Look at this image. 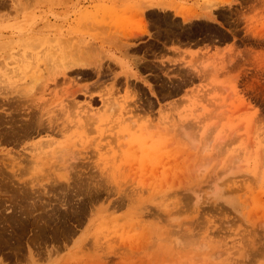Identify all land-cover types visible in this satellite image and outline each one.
I'll use <instances>...</instances> for the list:
<instances>
[{"label": "rangeland", "instance_id": "374dc122", "mask_svg": "<svg viewBox=\"0 0 264 264\" xmlns=\"http://www.w3.org/2000/svg\"><path fill=\"white\" fill-rule=\"evenodd\" d=\"M0 264H264V0H0Z\"/></svg>", "mask_w": 264, "mask_h": 264}, {"label": "bare ground", "instance_id": "6f19581e", "mask_svg": "<svg viewBox=\"0 0 264 264\" xmlns=\"http://www.w3.org/2000/svg\"><path fill=\"white\" fill-rule=\"evenodd\" d=\"M168 10H171V9H168ZM171 11H174V10H171ZM176 12V15L179 16V17H182L184 18L186 21L191 19L188 16V14H184L178 10L175 11ZM192 17V16H191ZM100 66H95V67H90L88 66V64L86 65L84 62H81V61H78V62H74V63H71L69 64L66 69H70L72 71H75V70H89V69H93V68H99ZM100 69V68H99ZM96 70V69H95ZM94 70V71H95ZM99 73V72H97ZM12 129V128H11ZM16 138V137H15ZM2 233V232H1Z\"/></svg>", "mask_w": 264, "mask_h": 264}]
</instances>
